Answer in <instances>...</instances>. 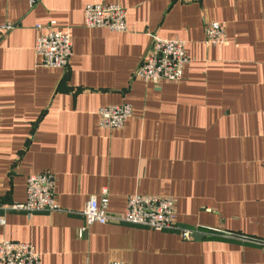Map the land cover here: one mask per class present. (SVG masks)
Listing matches in <instances>:
<instances>
[{"label": "crops", "instance_id": "0c3cea01", "mask_svg": "<svg viewBox=\"0 0 264 264\" xmlns=\"http://www.w3.org/2000/svg\"><path fill=\"white\" fill-rule=\"evenodd\" d=\"M119 5L127 31L84 27L88 4ZM68 32L66 68L38 65L34 27ZM221 24L225 42L204 43ZM0 242L29 243L41 264H264V0H0ZM152 36L185 43L178 82L133 78ZM128 104L120 129L101 107ZM49 172L59 210L29 217L28 175ZM108 192L120 216L130 195L173 201L170 232L94 224L81 211ZM181 230L202 235L185 239Z\"/></svg>", "mask_w": 264, "mask_h": 264}, {"label": "built area", "instance_id": "2783aa9c", "mask_svg": "<svg viewBox=\"0 0 264 264\" xmlns=\"http://www.w3.org/2000/svg\"><path fill=\"white\" fill-rule=\"evenodd\" d=\"M32 2L35 0H31ZM84 27L103 28L112 33H125L126 11L119 5L88 4L84 8ZM12 24L0 26V37L14 29ZM34 53L38 65L49 69H64L72 56V43L68 32L58 29L51 21L34 27ZM225 42V31L221 24L212 22L206 25L204 43L211 47H221ZM188 58L185 43L180 40H163L152 36V47L133 73V78L147 84L156 85L162 81L178 82ZM98 127L103 130L120 129L132 115L128 104L101 107L97 111ZM55 180L49 172L28 175L25 179V200L9 207L12 211L30 216L33 213H51L59 210L55 199ZM108 192L101 191L99 197L91 196L85 203L81 215L84 226L78 231L82 237L89 226L94 224L122 223L142 227L155 232H170L176 229L173 222V201L169 198L145 195H130L126 198L123 213L116 217L108 212ZM1 208V206H0ZM5 220L0 217V226ZM193 231L181 230L188 239ZM251 243L264 248V241L251 239ZM0 264H41L40 255L29 243L3 240L0 242ZM109 264H127L114 261Z\"/></svg>", "mask_w": 264, "mask_h": 264}, {"label": "water", "instance_id": "95a60500", "mask_svg": "<svg viewBox=\"0 0 264 264\" xmlns=\"http://www.w3.org/2000/svg\"><path fill=\"white\" fill-rule=\"evenodd\" d=\"M202 238V235H199V234H196V233H192L191 236H190V239L191 240H199Z\"/></svg>", "mask_w": 264, "mask_h": 264}]
</instances>
